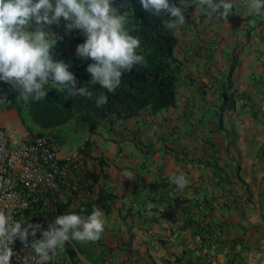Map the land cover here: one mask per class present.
<instances>
[{
	"label": "crops",
	"instance_id": "0c3cea01",
	"mask_svg": "<svg viewBox=\"0 0 264 264\" xmlns=\"http://www.w3.org/2000/svg\"><path fill=\"white\" fill-rule=\"evenodd\" d=\"M197 2L184 0L186 22L176 32V105L113 117L88 132L89 193L65 191L62 203L79 211L101 189L112 193L106 207H94L105 214L101 239L72 240L48 264H207L194 254L205 241L217 243L216 264H264V15L234 0L226 22ZM66 23L50 27L61 53L76 51L83 34ZM69 34L73 43H61ZM180 173L188 179L183 192L160 185ZM177 200V219L163 217ZM94 208L74 213L87 218ZM188 209L193 221L183 216Z\"/></svg>",
	"mask_w": 264,
	"mask_h": 264
},
{
	"label": "clouds",
	"instance_id": "9594fccd",
	"mask_svg": "<svg viewBox=\"0 0 264 264\" xmlns=\"http://www.w3.org/2000/svg\"><path fill=\"white\" fill-rule=\"evenodd\" d=\"M139 3L156 17H169L163 21L168 30L178 29L186 22L187 5L184 0H180L179 6L170 0H139ZM246 3L248 14L264 15V0H246ZM202 6L228 22L234 0H198L196 7ZM120 7H124V4ZM120 7L114 5V0H0V81L18 89L19 97L25 103L47 98L50 81L58 90H66L70 97L93 98L94 93L87 84L77 88L78 81L69 70L70 65L53 57L51 37L55 34L50 27L59 26L63 18L67 22L65 27L68 32L79 29L86 36L85 42L77 46L76 54L94 61L86 69L91 75L90 84L115 93L125 73L136 66H148L145 56L138 52L141 41L131 34L127 12L121 14ZM107 101L108 97L101 94L96 98V106L103 107ZM57 144L61 151L66 152ZM82 152L88 156V152ZM123 175L128 180L136 179L129 171ZM88 176L86 169L84 180L89 193ZM169 182L183 192L188 179L183 173L173 174ZM62 200L49 204L51 216L43 223L49 224L47 229L42 223L16 221L0 209V264H11L12 258L17 255L12 247L17 240L25 249L33 250L38 257L36 264H48L56 257L58 250L72 240L89 243L101 239L105 228L104 212L94 208L87 218L75 213L57 216ZM86 207L84 205L81 210ZM153 207L152 204L147 205L149 211ZM37 212L45 214V210ZM29 237L32 238L31 242Z\"/></svg>",
	"mask_w": 264,
	"mask_h": 264
},
{
	"label": "trees",
	"instance_id": "16d2710c",
	"mask_svg": "<svg viewBox=\"0 0 264 264\" xmlns=\"http://www.w3.org/2000/svg\"><path fill=\"white\" fill-rule=\"evenodd\" d=\"M127 1L132 7L131 13L127 16L128 27L131 34L141 41L138 52L145 56L148 66L146 68L136 66L131 72L125 73L120 87L115 93H111L99 85L90 84L91 75L86 69L94 61L91 59L74 63L66 61L63 59L60 50L54 47L52 50L54 59L68 63L70 65L69 70L77 78V88L84 87L87 84L89 90L94 93L93 98L70 97L66 90H58L57 86L50 81L47 98L42 101L30 100L25 103L19 97L18 89H13L11 85L0 81V87H6L9 90L11 101L9 106L17 109L25 126L28 125V128L31 129L24 115V112L27 111L32 122L43 130L56 128L58 130L60 126L75 121L77 125L75 128L82 126V129H86L87 132L93 134L97 132L102 123L113 117L127 119L137 116L146 108L159 111L176 105L181 78L180 61L175 54V48L178 44L177 29H166L163 21L169 19V17H156L145 11L139 0ZM170 2L179 6L180 0H170ZM85 40L82 38L83 42ZM101 94L106 95L108 101L103 107H97L95 101ZM41 134L45 133L42 132ZM170 184L168 181L160 185L167 187ZM173 186L176 188L174 184ZM151 188L154 189L153 185H151ZM113 197L112 193L101 189L99 195L84 210L70 212H89L94 207H106V204ZM58 206L57 216L69 212L65 204L59 203ZM180 206L181 201L177 200L175 204L164 208L161 215L168 220L175 221ZM187 221L193 220L187 218ZM48 225V223L45 224L44 228L47 229ZM39 234L41 235V233Z\"/></svg>",
	"mask_w": 264,
	"mask_h": 264
},
{
	"label": "built area",
	"instance_id": "2783aa9c",
	"mask_svg": "<svg viewBox=\"0 0 264 264\" xmlns=\"http://www.w3.org/2000/svg\"><path fill=\"white\" fill-rule=\"evenodd\" d=\"M5 106L6 100L0 97V114ZM86 161L87 156L80 150L61 151L50 135L24 137L8 132L0 124V209L16 221L29 220L37 224L39 216H45L37 211L43 212L50 203L62 200L65 191L79 196L88 193L84 180ZM196 207L210 208L202 203ZM183 216L193 217L192 211L186 210ZM31 239L29 237L30 242ZM12 247L17 255L11 264H36L38 257L31 248L25 249L19 240ZM194 254L204 258L207 264H216L217 243L205 241Z\"/></svg>",
	"mask_w": 264,
	"mask_h": 264
},
{
	"label": "rangeland",
	"instance_id": "374dc122",
	"mask_svg": "<svg viewBox=\"0 0 264 264\" xmlns=\"http://www.w3.org/2000/svg\"><path fill=\"white\" fill-rule=\"evenodd\" d=\"M119 1V4H117ZM115 4V6L119 7L122 3L124 4V7H120L121 14H124L127 12V16L131 12V8L125 0H118ZM123 1V2H122ZM63 32H65L61 27L59 28ZM71 37V38H70ZM73 35L69 34V37H65L60 40L61 43H66L70 41V43H73ZM82 38L86 39V36L84 34H77L75 36L74 42H76L77 45L83 43ZM59 49V48H58ZM74 49V48H73ZM71 47L67 48L65 52L62 53L63 59L69 62H82L85 60V58L78 57ZM0 97L4 98L6 100V107L4 111L0 114L2 115L5 111L8 112L10 115V119L5 121L3 118L0 119V124H2L7 131H9L12 134L22 135V136H29L34 134H41L44 132L45 134L53 136L57 142L59 143V146L66 152L74 151V150H82L86 151L87 144L86 137H88V132L85 129H82V126H78L75 128L76 122L70 121V123L64 125L62 128L58 129H42L40 126L34 124L31 120L30 115L28 112H24V115L27 119L28 124L31 126V129L28 128V125H24L19 117V114L17 112L16 108H11L9 104L10 101V94L9 90L6 87H0ZM89 142V141H88ZM51 206L47 205L45 208V215L46 216H39V219L37 221V224H43L45 220H47L50 215Z\"/></svg>",
	"mask_w": 264,
	"mask_h": 264
}]
</instances>
